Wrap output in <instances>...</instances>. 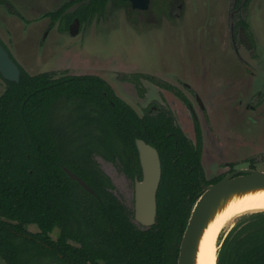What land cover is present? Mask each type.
I'll return each mask as SVG.
<instances>
[{"label":"trees","instance_id":"obj_1","mask_svg":"<svg viewBox=\"0 0 264 264\" xmlns=\"http://www.w3.org/2000/svg\"><path fill=\"white\" fill-rule=\"evenodd\" d=\"M109 1L128 5L65 0L41 17L66 29L73 17L86 24L104 14ZM0 4L21 17L7 0ZM19 69L18 81L2 78L0 93V254L7 264H176L192 204L204 184L223 176H205L198 122L192 141L170 109L148 108L139 115L99 75ZM140 77L157 82L141 73L122 76L139 91ZM135 138L155 147L160 159L155 222L149 227L133 222L95 159L139 179ZM216 264H264V211L241 215L221 241Z\"/></svg>","mask_w":264,"mask_h":264},{"label":"rangeland","instance_id":"obj_2","mask_svg":"<svg viewBox=\"0 0 264 264\" xmlns=\"http://www.w3.org/2000/svg\"><path fill=\"white\" fill-rule=\"evenodd\" d=\"M7 1L21 17L0 4V41L27 73L52 71L56 75L61 72L99 75L139 115L152 104L170 107L184 134L194 140L193 120L178 95L143 77L139 79L141 95L132 82L122 79L124 74L132 73L157 77L176 85L195 107L202 135L201 162L207 179L225 173L228 162L235 163V168H250L249 158L252 168L264 171V62L261 66L260 62H250L249 52L242 49L244 59L250 63L245 66L237 61L228 64L225 59L230 56L233 61L235 58L229 47L222 55L224 44L218 51L212 45L198 49L195 42L202 35L192 30L191 18L201 0H182L181 11L185 13L178 20L165 14L151 16L137 12L131 16L127 14L126 6H116L109 1L104 14L79 25L74 35L67 30H58V20L41 17L65 0ZM155 1L162 5L163 0ZM213 1L217 9L228 8L224 0L223 3L222 0ZM173 5L177 7L176 2ZM260 5L264 6V0H254L253 17L256 13L261 15ZM73 8L68 7L67 12ZM146 16H150L149 20ZM185 17H188L187 22ZM217 36L226 42L227 35ZM260 54L264 58V50ZM182 80L190 86L184 87ZM4 87L5 82L0 77V93ZM193 90L201 99L202 110L195 102ZM256 92L259 95L252 97ZM95 159L110 177L113 193L131 209L132 181L114 164L98 156ZM240 217L221 231L217 238L219 245ZM29 229L34 231L35 227L30 225Z\"/></svg>","mask_w":264,"mask_h":264},{"label":"water","instance_id":"obj_3","mask_svg":"<svg viewBox=\"0 0 264 264\" xmlns=\"http://www.w3.org/2000/svg\"><path fill=\"white\" fill-rule=\"evenodd\" d=\"M128 1L133 8H137L145 7L148 0ZM78 24V18L74 17L68 27L71 35L77 32ZM0 75L10 81H18L20 75L18 64L1 43ZM134 143L141 177L140 179L135 178L133 183V219L142 226L149 227L155 222L156 191L161 176L160 159L155 147L143 139L135 138ZM64 170L80 186L92 192L91 188L81 178L67 168ZM257 190H264V171L252 168H239L223 175L213 183L204 184L200 194L192 204L186 220L179 241L176 264H196L199 240L209 220L233 197ZM257 211L264 210L252 212ZM0 264H7L1 254Z\"/></svg>","mask_w":264,"mask_h":264},{"label":"flooded vegetation","instance_id":"obj_4","mask_svg":"<svg viewBox=\"0 0 264 264\" xmlns=\"http://www.w3.org/2000/svg\"><path fill=\"white\" fill-rule=\"evenodd\" d=\"M126 1L128 2V5H123V6L127 7V14H129L131 16H132V14L137 13V12L138 13L141 12V13L147 14V15L149 14L151 16L154 14H156V15L157 14L158 15L165 14V15L171 16V18H174V19L176 18V20H178L179 18H183V15L185 13L184 11H181V8L183 6L182 0H163V2L161 3L162 5H160V6L156 3L155 0H148L145 7H137V8H133L131 6V3L128 0H126ZM175 2L177 3V7L175 5H173ZM224 2H227L228 8L224 7V10H223L222 8L217 9V7L214 6L215 2L213 0H201L198 9L196 10V12H194L193 19L191 18V21H193V23H191L192 30L195 33H199L202 35V37L197 42H195V46L198 49H201L200 48L201 46L207 47V45H212V47L216 48V51H218L220 49L221 45L224 44L225 46H222V48H221L222 55L224 52L228 51L227 47H229V49H230L229 51L232 52L231 53L232 57L235 58V60L231 61V57L229 56L228 59H225L228 62L224 61V63L226 62L228 64H235V61H237L242 66H245L248 62L247 60L244 59L242 52H241V50L244 49L247 52H249V56H251V57H248V60L252 63L260 62L259 64L261 66L262 62H264V58H262V56L260 54V52L264 50V42H263V39H264V6L260 5V7H258L261 9V13H260L261 15H258L256 13V14H254L255 17H253L252 16V6H253L254 0H224ZM221 3H223V0L221 1ZM155 4H157V5L155 6ZM203 4H205L206 7H203ZM175 8H178V9L175 10ZM202 8H203V10H202ZM73 18L68 23V26L66 29H61L60 25H59L58 30H60L62 32L67 30V32L69 33L68 27H69V24L72 22ZM145 18H146V20H149L150 16H146ZM186 18H188V17H185L184 21L187 22L188 19L185 20ZM252 18H253V20L255 18V20L253 21ZM79 25L82 26L84 24H81L79 22L78 27H79ZM221 34L227 35L226 42H223V40H220V38L218 39L217 35H221ZM214 35H216V38H214ZM250 62H248V63H250ZM141 74H143V73H141ZM126 75H129V74H125V76ZM144 75H148V74H144ZM148 76L157 80V82H155V81H152V82H155L160 87L171 90L176 95H178V97L181 99L184 107L186 108L187 112L189 113L191 119L193 120V124H194V121H196L200 125L199 121L197 120L195 107L193 106L191 101L188 100V97H186L181 91H179L177 89L176 85L172 86L171 84H169V83H167L161 79H158L157 77H153L151 75H148ZM0 77L3 78L1 75H0ZM141 78L142 77H140L139 79H141ZM143 78H146V77H143ZM122 79L127 80L125 78H122ZM146 79H148V78H146ZM181 83L186 88H188L190 86L189 84H187V82H185L183 80ZM164 84L165 85L169 84V85H171V87L167 88L164 86ZM193 91H195V90H193ZM193 93L195 95L194 98H195V102H196L198 108L200 110H202L204 108V106L201 102V99L199 98L196 91ZM256 95L258 96L259 92H256L255 96H252V97L255 98ZM182 97H185V101L182 99ZM156 107H165V108L170 109V107H168L167 105H157V104H152L149 108L154 109ZM173 118H174V116H173ZM174 121L176 122L175 118H174ZM200 130H201V128H200ZM192 141H194V140H192ZM201 142H202V135H201ZM98 157H100V156H98ZM95 158H97V155L95 156ZM101 160H104V159L101 158ZM104 161H107V160H104ZM229 163L230 162H228V164ZM235 165L236 164L234 163V166L232 169H230V166L228 165L229 167H228L227 171L225 173H223V175H225L229 172L235 171L236 169H239V168H235ZM248 165H249V161H248ZM250 168H252V167H250ZM252 169H256V168H252ZM122 174L125 177H127L124 173H122ZM135 178H137V177L134 176L133 180H131L129 178L128 179L131 180L132 183H134ZM128 209L132 211L133 222L135 224L139 225L140 227H145L133 219V204H132V208L131 209L128 208Z\"/></svg>","mask_w":264,"mask_h":264},{"label":"bare ground","instance_id":"obj_5","mask_svg":"<svg viewBox=\"0 0 264 264\" xmlns=\"http://www.w3.org/2000/svg\"><path fill=\"white\" fill-rule=\"evenodd\" d=\"M256 210H264V190L249 192L229 200L203 230L198 244L196 264H215L219 246L217 238L221 231L229 228L237 216Z\"/></svg>","mask_w":264,"mask_h":264}]
</instances>
